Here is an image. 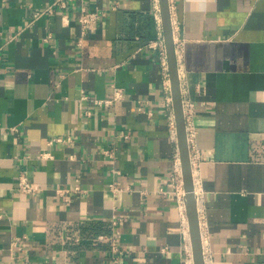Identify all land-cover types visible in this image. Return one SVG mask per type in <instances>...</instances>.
<instances>
[{
  "label": "crops",
  "instance_id": "1",
  "mask_svg": "<svg viewBox=\"0 0 264 264\" xmlns=\"http://www.w3.org/2000/svg\"><path fill=\"white\" fill-rule=\"evenodd\" d=\"M54 1L0 0V264H194L189 220L160 192L177 144L149 45L157 0H71L34 18ZM169 4L194 103L205 264H264V0ZM84 5L106 12L85 33ZM113 84L124 98L112 106L82 98ZM22 173L36 191H20ZM90 223L111 231L84 233Z\"/></svg>",
  "mask_w": 264,
  "mask_h": 264
},
{
  "label": "built area",
  "instance_id": "2",
  "mask_svg": "<svg viewBox=\"0 0 264 264\" xmlns=\"http://www.w3.org/2000/svg\"><path fill=\"white\" fill-rule=\"evenodd\" d=\"M71 0H55L53 4L50 6L36 11L34 13V18H38L42 15L46 14H53L55 11V7L59 6L61 8H66L68 6V2ZM155 10L157 12V18L158 23L160 27V35L157 41L151 42L149 45L152 48H156L159 51L161 65H162V80H163V87L165 92L167 93V104L169 107L172 108L171 113V131L173 135V139L175 140L177 144V149L174 154L173 158V168L168 176V183L164 186H162L160 192L163 194H170L174 196L178 202L179 210L181 218L185 221L188 220L187 215V203H186V188H185V179H184V172H183V166H182V159H181V153L180 148L178 146V133H177V124H176V117L174 112V102H173V90H172V80H171V74H170V68H169V61H168V55H167V49L165 44V37L163 33V22H162V14H161V6L159 0H157V4L155 6ZM106 17V12L99 10L98 8H90L87 5L82 6L78 20L81 23L83 27V32L85 33L89 27L98 25L101 20ZM183 41L177 40L175 42V52L177 61L180 56V52L182 50ZM179 72V76H180ZM83 99H91L95 104H98L100 106H112L116 102L122 100L124 98V89L121 86H118L117 84H113V93L111 97L108 98H91L88 94L82 95ZM182 104H183V114L185 119V126H186V134H187V141L189 145L190 150V163H191V169H192V176H193V184L196 192V173L200 166L201 162V156L200 151L196 147L195 144V134H196V128L194 125V103L190 99H184L182 98ZM126 136V135H125ZM66 139L64 137H57L52 140H50V143L53 142H64ZM107 154L110 156H113L112 150H107ZM44 158L50 157L48 153L43 154ZM19 189L21 192L24 193H32L37 190L36 185L29 179L26 173H22L19 177ZM116 189V188H115ZM71 189H58L57 192L64 197L67 201H69L68 193ZM79 186H76L74 188V191H78ZM113 224L117 225V220H113ZM199 225L201 227V221L199 220ZM201 231V228H200ZM185 234V246L186 250L190 253L192 259H193V251H192V242H191V235H190V229L188 228ZM103 238V236H102ZM112 240L113 249L115 251H118L119 247L117 244L116 236L113 234L109 237ZM202 239V234H201ZM204 243V240H202ZM203 246V256L204 261L211 260V253L207 249H204Z\"/></svg>",
  "mask_w": 264,
  "mask_h": 264
},
{
  "label": "water",
  "instance_id": "3",
  "mask_svg": "<svg viewBox=\"0 0 264 264\" xmlns=\"http://www.w3.org/2000/svg\"><path fill=\"white\" fill-rule=\"evenodd\" d=\"M163 32L167 49L169 68L172 80L173 102L177 124L178 142L182 159V166L186 188L187 215L190 226V235L194 264H205L203 246L199 225V214L195 188L193 184L192 169L190 163V150L187 141L185 119L183 114L182 94L179 80L178 61L175 52V40L171 20L169 0H160Z\"/></svg>",
  "mask_w": 264,
  "mask_h": 264
},
{
  "label": "trees",
  "instance_id": "4",
  "mask_svg": "<svg viewBox=\"0 0 264 264\" xmlns=\"http://www.w3.org/2000/svg\"><path fill=\"white\" fill-rule=\"evenodd\" d=\"M80 229L85 233L93 232L95 234H98L100 232H110L111 228L110 226L103 225V223H90L87 225H81Z\"/></svg>",
  "mask_w": 264,
  "mask_h": 264
}]
</instances>
